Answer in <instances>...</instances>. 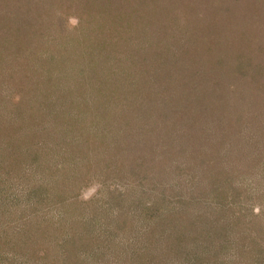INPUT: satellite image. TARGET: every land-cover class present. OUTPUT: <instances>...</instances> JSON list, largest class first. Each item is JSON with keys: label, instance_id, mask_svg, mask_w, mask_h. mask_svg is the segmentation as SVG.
Wrapping results in <instances>:
<instances>
[{"label": "trees", "instance_id": "1", "mask_svg": "<svg viewBox=\"0 0 264 264\" xmlns=\"http://www.w3.org/2000/svg\"><path fill=\"white\" fill-rule=\"evenodd\" d=\"M14 106L0 264H264V0H0Z\"/></svg>", "mask_w": 264, "mask_h": 264}, {"label": "rangeland", "instance_id": "2", "mask_svg": "<svg viewBox=\"0 0 264 264\" xmlns=\"http://www.w3.org/2000/svg\"><path fill=\"white\" fill-rule=\"evenodd\" d=\"M69 17H68V19H67V22H65L66 23V26H67V31L68 30H70V31H73V30H75L77 27H78V25H79V18L78 17H81V16H79V13L78 12H75V11H72L69 15H68ZM79 32H76V33H74V34H78ZM78 38L76 37L75 39H74V42H76L77 43V40ZM73 46V42H72V44H70V47H72ZM12 90V89H11ZM10 90V91H11ZM8 92H9V90H8ZM14 94H16V95H18L19 93L17 92V91H14ZM14 104H17V103H15L14 102ZM63 105V104H62ZM17 109V106H14L13 107V109L12 110H14V116H12V114L11 113H9V111H7V110H5L6 109V107L3 109L5 112L4 113H6L5 115H2L0 118H2V119H0V121H2V124H4V125H7V124H5V123H7V121L8 122H10L9 124L10 125H8L9 127V131H10V133H6L5 135H20L21 133H24V134H27V135H32V133L28 130V129H26V128H21L22 126H21V124H22V122H25L26 120H27V118H28V113L30 112V110H32V108H30V109H28L29 110V112L27 113V114H25V118H23V116L21 117L19 114H15L16 113V109ZM40 108H42V107H40L39 105H37V108H36V110H39ZM39 112V111H38ZM33 113L34 114H37V112H35V111H33ZM5 116H6V118H5ZM5 118V119H4ZM23 118V119H22ZM146 119V118H145ZM22 120V121H21ZM5 121V122H4ZM21 123V124H20ZM59 123H61V122H59ZM12 124V125H11ZM20 124V125H19ZM163 124V123H162ZM61 125H62V123H61ZM36 127H37V125H35ZM162 127V126H161ZM158 129L160 128V127H157ZM38 129H39V127L37 128V131H38ZM61 129V128H60ZM47 131H50V129H48ZM41 132V131H40ZM40 134V133H39ZM39 134H33V135H39ZM22 135V134H21ZM32 184V183H31ZM99 187H101V185L100 184H98V185H96V184H91V185H88V186H85L82 190H81V193H80V197L82 198V199H84L85 201H90V200H92L93 198H95V197H97V196H99V195H101V193H99ZM104 197H106V201H108L109 200V194L108 193H105L104 194ZM138 215H136L135 214V217H137ZM139 224V223H138ZM151 226H154L155 224H153L152 223V221H151ZM141 227L142 228H140V229H143V230H141V232H142V234L141 235H139L138 234V236H137V234L135 235V243L136 242H138V243H141L142 242V240H141V237L143 236V232H144V227L142 226V224H141ZM126 240V239H125ZM161 255V254H160ZM162 256V255H161ZM161 258V257H160ZM162 259H163V261L165 260V258L162 256ZM125 260L127 261V262H129L130 264H141V262H140V260H138L137 258H136V260L135 261H133V259L129 256V257H125ZM168 260L169 259H167V262H168ZM180 260V259H179ZM179 260H178V262L177 263H180L179 262ZM162 261V260H161ZM165 263V262H164ZM114 264H120V262H116V263H114Z\"/></svg>", "mask_w": 264, "mask_h": 264}]
</instances>
